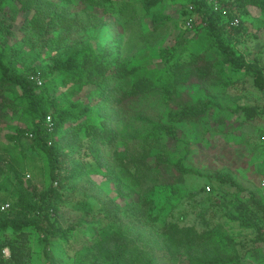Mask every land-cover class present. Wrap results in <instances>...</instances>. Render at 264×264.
Returning a JSON list of instances; mask_svg holds the SVG:
<instances>
[{"label": "trees", "instance_id": "obj_1", "mask_svg": "<svg viewBox=\"0 0 264 264\" xmlns=\"http://www.w3.org/2000/svg\"><path fill=\"white\" fill-rule=\"evenodd\" d=\"M17 1L26 10H32L33 6L36 10L16 29V25L6 16L14 11L11 7ZM84 1L92 3L97 0ZM99 1L101 5H109L114 12L121 15L131 13L132 18H135V12L129 10L131 2ZM157 1L144 0L145 9L150 11ZM190 1L193 11L188 12L187 6L183 12L184 25L188 15L193 17V27L205 21L221 47L225 62L233 68L253 73L256 81L262 85L264 67L238 55L222 38V30L215 22L217 14L214 6L208 0ZM231 4L255 5L264 10V0H231ZM69 7L48 0H0V131L1 124L13 112H21L22 116L29 117L33 137L31 147L46 157L50 178L49 185L38 194L26 186L16 203H10L7 210L0 209V264L30 262L33 252L32 230L42 236L43 251L46 253L55 246V239L70 232L61 226L54 215L61 209V203L69 199L66 193L68 181L84 171L101 173L119 181L121 179L119 187L123 189L126 184L131 185L128 178L131 175L141 190L139 194L142 202L152 204V200H149L151 203L144 201L142 194L147 185L152 186L156 184L154 181L161 178L162 167L172 166L181 174L192 171L185 166L190 152L189 143L177 123L197 121L219 105L208 97L188 102L182 90L188 76L196 70L200 71V67H197L199 54L192 52L191 58L185 63L174 59L169 48H161V67L147 68L141 63L128 66L120 62L117 56V39L110 32L113 22H100L88 8L84 17L79 16L78 13H72ZM198 13H201V18L196 17ZM154 18L157 19L156 16ZM110 42L113 46H109ZM26 45L29 46L27 50ZM46 47H54L56 53L48 60L43 59L46 66H35L36 61L42 59L41 52ZM23 59V68H20L18 63ZM27 59H30L29 63H26ZM186 64L195 69H189ZM37 76L42 79V85H38ZM58 77L66 87L59 94L53 81ZM49 81H53L54 85L48 86ZM158 91L169 106L166 119L139 114V126L144 128V132L136 149L119 150V143L123 142L126 146L129 141L131 143L140 137L136 132H127L124 127L122 130L116 128L115 125L120 121L119 115L129 117L128 111L139 105L140 101H149L151 95L160 94ZM82 92L83 98L76 97ZM240 109L245 112L247 119L262 113L256 106L245 105ZM48 117L52 119L51 126ZM25 134L26 130L19 128L17 135L6 134L13 145H5L0 150V180L5 173L2 161L7 160L11 164L9 168L16 172L20 183L24 184L17 164L18 157H23L25 153L22 151L17 155L16 149L20 146V137ZM84 137L89 141V147L85 148L95 158H101L102 147L107 150L116 148L111 153V164L118 175L114 176L110 169L106 172L104 168L86 167L82 159V163L78 162L81 165L74 166L76 168L67 166L69 152L62 150L70 145L81 151ZM171 143H175V147L169 153L166 150L171 147ZM160 149L161 153L157 154ZM211 177L220 184L235 186L239 193H249L247 200L240 197L234 200L237 209L233 204L234 212L228 217L242 224L241 228L251 230L255 227L258 233L256 240L264 241L262 190L258 193L246 189L229 173H215ZM68 188L73 187L70 184ZM211 189L209 187V191ZM225 224L218 222L200 230L195 224L165 222L156 229L160 240L157 251L150 250L155 249L152 246L149 250L138 246L137 240L131 239L123 231L104 237L96 234L90 246L86 250L82 249L70 264H164L165 261L173 264L180 260H185L187 264H246L238 248L239 237ZM60 239L63 241L65 238ZM5 248L9 249V256L5 254ZM246 252L258 260L255 263L264 262L262 248L247 249ZM50 263L58 261L49 259Z\"/></svg>", "mask_w": 264, "mask_h": 264}, {"label": "rangeland", "instance_id": "obj_2", "mask_svg": "<svg viewBox=\"0 0 264 264\" xmlns=\"http://www.w3.org/2000/svg\"><path fill=\"white\" fill-rule=\"evenodd\" d=\"M48 1L61 6H70L72 13H78L83 17L88 8L100 19V22L112 21L110 32L117 39L115 44L118 45L117 56L120 62L128 66L141 63L147 68L161 67L163 65L161 48H169L173 52L174 59L185 63L191 58L192 52L199 54L197 67H200V71L196 70L188 76L182 85V90L188 102H196L208 97L216 100L219 105L197 121L177 123L189 143L190 152L185 166L192 171L181 174L172 166L162 167L161 178L154 181L156 184L147 185L142 194L144 201L150 203L149 200L153 201L150 205L142 202L139 194L141 190L131 175L128 177L131 185L126 184L127 188L124 189L119 187L121 179L119 181L101 173L84 171L70 179L66 189L69 199L61 203V209L54 215L61 226L70 232L61 236L65 238L63 241L60 236L55 239V246L49 248V252L47 250L46 253L43 251L42 236L32 230L30 237L33 252L27 264H49V259H55L59 264H70L82 249L86 250L90 246L96 234L104 237L118 231L126 232L131 239L135 238L138 246L147 250L152 246L155 249L150 250L157 251L160 240L156 229L170 221L195 224L200 230L218 222L227 223L230 231L239 237L238 248L242 260L246 264H264V262L255 263L258 260L251 253L246 252L247 249L258 247L264 250V241L256 240L257 229L241 228L242 224L239 225L237 220L228 217V214L234 212V200L237 197L247 200L249 193L246 191L239 193L235 186L220 184L211 177L215 173H229L246 189L258 193L262 190L264 82L261 85L256 81L253 73H248L245 69L233 68L225 62L221 47L215 35L208 30L205 21H201L193 28L184 25L183 12L190 0H158L150 11L145 9L144 0H119V2H131L129 10L135 12L134 19L131 13L121 15L119 12H114L109 5H101L99 0L92 3L84 0ZM208 2L216 10L215 22L222 30V38L238 55L244 56L249 62H258L264 67V10L255 5L231 4V0H208ZM11 8L14 11L9 12V16L6 17L11 19L16 29L36 10L35 6L32 10L22 8L19 1ZM155 16L157 19L154 18ZM233 16L240 18L238 26L230 25ZM196 17L201 18V13ZM109 46H113L112 42ZM28 47L26 45V50ZM55 53L54 47H46L41 52L44 58L37 60L35 66L38 64L42 67L46 66L44 60H48ZM24 60L18 63L20 68H23L21 63L24 64ZM29 62L30 59H27L26 63ZM186 66L195 69L194 66L190 67L188 64ZM53 81L58 88L57 94L66 89L60 77ZM53 81H49L48 86H53ZM82 96H84L83 92L76 95L83 98ZM245 105L256 106L262 113L247 119L245 112L240 109ZM168 109L169 106L164 102L162 94L155 93L150 96L149 101H140L139 105L128 111L129 117L119 115L120 121L115 125L116 128L122 130L124 127L127 132H136L137 136H140L131 143L129 141L126 146L123 142L119 143V150L136 149L144 132V128L139 126L141 125L138 122L139 114L154 118L161 116L165 120ZM22 115L21 112H13L9 114L5 123L1 124L0 150L5 145H13L6 134L17 135V128L25 129L26 134L20 137V146L16 149L17 155L22 151L25 153L23 157H18L17 164L24 184L20 183L16 172L9 168L10 162L3 160L5 173L0 180V206L3 202L16 203L19 194L26 186L38 194L50 183L46 157L31 147L33 138L30 133L31 120ZM86 140L88 139L84 137L81 141V151L77 150L76 146L64 147L62 151L69 152L67 166L76 168L78 167L76 165H81L78 162L82 159L86 167L104 168L106 172L110 169L114 172V176L118 175L111 164V153L116 148L107 150L102 147L101 158H95L94 154L89 153L85 148L89 147V141ZM174 147L175 143L166 151L172 153ZM161 151L158 150L157 154ZM70 184L75 189L68 188ZM208 187L212 189L209 191ZM235 207L237 209L236 205ZM5 254L10 255L8 248H5ZM164 264L172 263L165 261ZM173 264H187V262L180 260Z\"/></svg>", "mask_w": 264, "mask_h": 264}, {"label": "built area", "instance_id": "obj_3", "mask_svg": "<svg viewBox=\"0 0 264 264\" xmlns=\"http://www.w3.org/2000/svg\"><path fill=\"white\" fill-rule=\"evenodd\" d=\"M192 11H193V5L192 4H189L188 5V12H192ZM185 22H186V27L193 28V17L191 15H188L186 17ZM239 24H240V18L238 16H233L230 19V25L231 26H238ZM36 79L38 81V85H42V82H43L42 79L39 76H37ZM48 122H49V124L51 126L52 125V119H51V117H48ZM262 182H263L262 183V194L264 196V179H263ZM208 189H209V187H208ZM9 207H10V203L9 202H3L1 204V206H0V209L1 210H7V209H9ZM6 252H7V250H6ZM50 264H59V263H50Z\"/></svg>", "mask_w": 264, "mask_h": 264}, {"label": "crops", "instance_id": "obj_4", "mask_svg": "<svg viewBox=\"0 0 264 264\" xmlns=\"http://www.w3.org/2000/svg\"><path fill=\"white\" fill-rule=\"evenodd\" d=\"M225 225L228 227V224L227 223Z\"/></svg>", "mask_w": 264, "mask_h": 264}]
</instances>
